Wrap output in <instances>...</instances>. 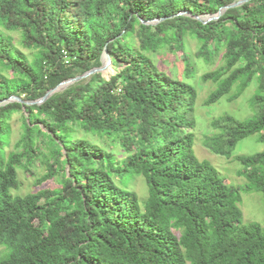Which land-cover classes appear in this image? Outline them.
Listing matches in <instances>:
<instances>
[{
    "label": "trees",
    "instance_id": "1",
    "mask_svg": "<svg viewBox=\"0 0 264 264\" xmlns=\"http://www.w3.org/2000/svg\"><path fill=\"white\" fill-rule=\"evenodd\" d=\"M234 1L0 0V101H23L0 105V264H264V226L239 206L244 193L264 199V149L234 153L250 135L264 143V0L194 17ZM105 50L114 73L25 103L101 66ZM199 72L215 83L205 105L256 85L250 115L216 117L203 139L244 184L195 153ZM40 167L36 185L59 187L15 193L18 171Z\"/></svg>",
    "mask_w": 264,
    "mask_h": 264
},
{
    "label": "rangeland",
    "instance_id": "2",
    "mask_svg": "<svg viewBox=\"0 0 264 264\" xmlns=\"http://www.w3.org/2000/svg\"><path fill=\"white\" fill-rule=\"evenodd\" d=\"M13 38L14 45L22 50L24 53H29L30 51L23 48L19 44V34L17 32H10ZM190 51L193 53L197 49V43L194 40H189ZM169 52H163L159 62H162L161 59L170 58ZM169 66L165 64L159 65V67ZM115 67L111 66L108 70H105L103 74L108 76L114 73ZM4 73V72H3ZM5 74V73H4ZM202 72H199L193 78V81L190 82L197 90V97L195 101V153L199 158L208 159L219 171L222 176H225L227 182L231 183H240L244 179H241L237 173L240 169V165L233 160L232 158H226L223 156H218L209 151L203 144L204 134H211L213 127L211 121L218 116L223 114H232L237 118H245L250 115L251 111L249 107V99L252 96L255 90V83L251 84L242 95H240L235 101L227 102L225 97H222L219 101L205 105V100L207 99L210 92L215 88V83L211 80L203 81L201 79ZM15 122L12 124V142L15 141L20 130L21 121L18 120V115L13 117ZM17 119V120H16ZM264 149V143L259 142L257 135H250L243 140L239 141L237 146L234 149V153L242 154H252L257 151ZM44 168H38L37 172L34 174L25 173L21 170L18 171V177L21 181V189L18 190L17 194H26L28 192H34L43 188H58V182L53 179L47 182H44L40 185H36V178L44 172ZM240 184H244L241 182ZM145 181L141 176L134 178L131 187L139 195L140 199H144L147 196V188L145 186ZM240 208L243 214V220L256 221L264 226V199L260 193L257 192H248L244 193L241 198ZM0 252H2V247H0Z\"/></svg>",
    "mask_w": 264,
    "mask_h": 264
},
{
    "label": "water",
    "instance_id": "3",
    "mask_svg": "<svg viewBox=\"0 0 264 264\" xmlns=\"http://www.w3.org/2000/svg\"><path fill=\"white\" fill-rule=\"evenodd\" d=\"M246 1H248V0H236V1L230 3V4L226 5V6L220 7L219 10L215 14L197 15V16H194V17L196 19H199V20L203 21L204 23H206V22H208L210 20L218 19L224 13L225 10H227L229 8H232V7H235V6H238V5H240V4H242V3L246 2ZM180 14H190V12L182 11ZM111 66H112L111 57H110L108 51L105 50L103 52V55H102V65L101 66L93 68V69L83 73L82 75H78V76H76L74 78L62 81L61 83H59L55 87L49 89L41 98H39L37 100H34V101L25 102V103L26 104H34V103L41 104V103L45 102L54 93L63 91L67 86L71 85L72 83H74V82H76V81H78L80 79L86 78V77H88L89 75H91L92 73H94L96 71H99V72L103 73L105 70H108ZM9 101L23 102L20 98H18L16 96H11L8 99L0 101V105L3 102H9Z\"/></svg>",
    "mask_w": 264,
    "mask_h": 264
}]
</instances>
